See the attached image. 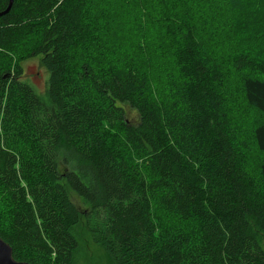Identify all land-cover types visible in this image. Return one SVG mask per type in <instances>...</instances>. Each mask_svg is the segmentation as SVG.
I'll return each mask as SVG.
<instances>
[{
	"label": "trees",
	"instance_id": "1",
	"mask_svg": "<svg viewBox=\"0 0 264 264\" xmlns=\"http://www.w3.org/2000/svg\"><path fill=\"white\" fill-rule=\"evenodd\" d=\"M214 2L14 0L0 17V237L16 261L79 264L84 220L111 264H264V163L253 174L247 157L250 141L264 155V122L234 114L242 99L264 115V45L220 59ZM141 10L176 73L163 98L155 36L118 26L138 31ZM39 56L46 98L23 79Z\"/></svg>",
	"mask_w": 264,
	"mask_h": 264
},
{
	"label": "rangeland",
	"instance_id": "2",
	"mask_svg": "<svg viewBox=\"0 0 264 264\" xmlns=\"http://www.w3.org/2000/svg\"><path fill=\"white\" fill-rule=\"evenodd\" d=\"M214 1V5L210 8L211 10L207 15V21L212 22V25L206 29L212 47L209 48H211L220 59L229 56L233 51H241L246 48H254L258 45H264V0H242L245 3L246 10V13L242 17L226 10L229 0ZM137 19L140 22V27L136 32L132 23L131 25L127 24L125 26L123 22L119 21L118 26L120 28V34L123 35L127 32L128 35V31H130L131 34L136 35V33L139 34L146 30L151 36H155V41L151 46L153 50L151 57H153V59L151 60V65L148 69L152 79V91L155 95H159L160 98H163V96L165 97L166 95L164 91H166L171 84V79L176 76L173 62L170 55H165L163 51L154 52L157 46L161 43V37L158 34L159 29L157 24L153 23L154 20H152V23L155 27L145 25V28H143L142 10L139 11ZM125 36L126 35H123V37ZM138 46L139 44H137V47ZM108 48L110 47L108 46ZM41 59L42 57L39 56L36 58H30L24 62L23 79L28 82L41 97L46 98L50 75L43 66ZM240 95L241 94L239 93V96ZM238 100L239 109H235L234 114L237 119L244 122L246 127L253 126L259 122H264V115L257 114L248 108L245 103L242 102V99ZM126 109L128 120L135 123L137 121L136 112L129 107ZM112 139L119 142L122 139V132L116 131L113 133ZM249 147L250 148L247 151L249 171L254 174L258 165L264 163V155L256 151L251 141ZM70 196L81 214L87 211L88 206L79 196L72 191H70ZM157 215L162 222H165L166 218L162 213L158 212ZM77 232L81 241V249L77 256V262L79 264H111L105 251L92 240L87 231L84 220H82ZM261 242L264 246L263 238H261Z\"/></svg>",
	"mask_w": 264,
	"mask_h": 264
},
{
	"label": "water",
	"instance_id": "3",
	"mask_svg": "<svg viewBox=\"0 0 264 264\" xmlns=\"http://www.w3.org/2000/svg\"><path fill=\"white\" fill-rule=\"evenodd\" d=\"M13 1L14 0L10 1L8 8L6 9L5 12L0 14V17L10 12L13 6ZM0 264H29V263L16 261L13 257L12 247L0 237Z\"/></svg>",
	"mask_w": 264,
	"mask_h": 264
}]
</instances>
